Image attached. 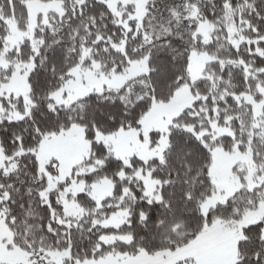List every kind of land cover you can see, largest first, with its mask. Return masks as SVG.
<instances>
[{
    "label": "snow or ice",
    "instance_id": "snow-or-ice-1",
    "mask_svg": "<svg viewBox=\"0 0 264 264\" xmlns=\"http://www.w3.org/2000/svg\"><path fill=\"white\" fill-rule=\"evenodd\" d=\"M0 264H264V0H0Z\"/></svg>",
    "mask_w": 264,
    "mask_h": 264
}]
</instances>
